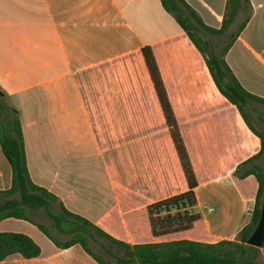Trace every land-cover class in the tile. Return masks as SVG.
Returning a JSON list of instances; mask_svg holds the SVG:
<instances>
[{"label":"crops","instance_id":"1","mask_svg":"<svg viewBox=\"0 0 264 264\" xmlns=\"http://www.w3.org/2000/svg\"><path fill=\"white\" fill-rule=\"evenodd\" d=\"M185 1L207 26L221 28L227 0ZM250 6L225 60L240 85L264 99V0ZM145 46L198 180L189 212L200 219L162 236L152 234L148 206L188 184ZM0 90L18 112L32 181L114 238L130 245L217 243L235 240L250 223L258 181L235 170L260 151L261 140L219 92L203 55L161 0H0ZM12 180L0 146V190ZM0 232L26 234L41 248L37 258L13 255L0 264H98L79 244L56 247L26 220L5 219Z\"/></svg>","mask_w":264,"mask_h":264},{"label":"trees","instance_id":"2","mask_svg":"<svg viewBox=\"0 0 264 264\" xmlns=\"http://www.w3.org/2000/svg\"><path fill=\"white\" fill-rule=\"evenodd\" d=\"M164 9L171 13L189 39L203 55L219 92L240 112L249 129L261 140V149L254 156L238 165L235 175L244 179L253 175L258 181L256 205L250 223L233 241L202 243L188 240L162 243L130 245L118 240L81 215L69 211L61 200L48 189L34 183L30 177L24 138L18 112L12 115L3 101L5 94L0 90V146L11 166L12 187L0 190V222L8 218L26 220L47 236L56 247L66 249L79 244L98 264H112L96 255L90 248V241L101 246L109 255L110 247L117 249L116 264H259L256 263L258 248L247 245L256 228L264 199V136L251 124L248 111L252 103L264 104V99L247 92L238 82L225 60L232 40L220 54L210 49L209 35H223L236 20L240 12L246 15L237 33L246 25L250 15V0H227L226 13L220 29L207 26L185 0H161ZM142 56L160 104L170 137L185 175L188 190L148 206L152 234L162 236L192 228L200 215L191 214L189 209L196 205L195 189L198 186L186 145L177 118L172 108L162 75L150 46L141 49ZM44 214L51 221V227L33 217ZM53 229L55 233H53ZM57 236H67L65 240ZM107 244V245H106ZM264 249V245H263ZM20 255L25 259L41 255L40 246L28 235L15 232H0V261Z\"/></svg>","mask_w":264,"mask_h":264},{"label":"rangeland","instance_id":"3","mask_svg":"<svg viewBox=\"0 0 264 264\" xmlns=\"http://www.w3.org/2000/svg\"><path fill=\"white\" fill-rule=\"evenodd\" d=\"M246 15L242 14L241 18L229 28L228 31H226L223 35H209L208 39L210 41V49L215 53V54H220L222 48L226 46V44L231 40L233 35L238 32L241 24L245 20ZM3 101L6 103L7 110L9 111L10 115H12V109L15 108L14 104H12V101L7 98L6 96L4 97ZM254 110L253 111H248V117L252 125H254L259 133H261L264 136V105L258 102H254ZM16 109V108H15ZM260 163L264 165V157L261 158ZM4 201V199H0V202ZM34 220L43 223L44 225L51 227V221L46 218L44 214H40V216H35L33 217ZM53 233H55V230L53 229ZM56 234V233H55ZM57 235V234H56ZM47 237V236H46ZM61 240H65L69 237L67 236H57ZM107 245V244H106ZM90 248L92 251L98 255L101 256L102 258L109 260L112 264H116V259L119 257L117 255V249L110 247V250L112 252V255L107 254L99 244L90 241ZM257 255L256 263L259 264H264V249L263 248H258V250L255 252Z\"/></svg>","mask_w":264,"mask_h":264},{"label":"water","instance_id":"4","mask_svg":"<svg viewBox=\"0 0 264 264\" xmlns=\"http://www.w3.org/2000/svg\"><path fill=\"white\" fill-rule=\"evenodd\" d=\"M255 248H263L264 245V199L261 206L260 219L253 233L249 237L247 243Z\"/></svg>","mask_w":264,"mask_h":264}]
</instances>
